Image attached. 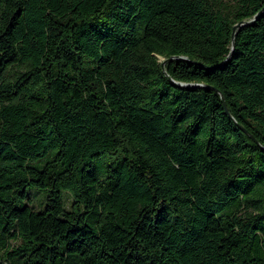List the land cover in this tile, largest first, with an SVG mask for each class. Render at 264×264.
<instances>
[{
    "label": "trees",
    "instance_id": "16d2710c",
    "mask_svg": "<svg viewBox=\"0 0 264 264\" xmlns=\"http://www.w3.org/2000/svg\"><path fill=\"white\" fill-rule=\"evenodd\" d=\"M262 8L0 0V264H264Z\"/></svg>",
    "mask_w": 264,
    "mask_h": 264
},
{
    "label": "water",
    "instance_id": "95a60500",
    "mask_svg": "<svg viewBox=\"0 0 264 264\" xmlns=\"http://www.w3.org/2000/svg\"><path fill=\"white\" fill-rule=\"evenodd\" d=\"M264 11V8H262L253 18H251V19H249V20H245V21H241V22H239V23H237V24H235L234 25V27H233V32H232V34L234 35L235 34V32H236V30L238 29V28H240L241 26H244V25H247V24H252L255 20H256V18L262 13ZM233 47H234V44H232V50H233ZM181 58H184V57H181ZM184 59H186V58H184ZM166 63V60H164L163 62H162V67H164V64ZM163 71H164V73L166 74V71H165V69L163 68ZM174 83H176V84H178V85H180V86H185V87H190V86H207V85H202V84H194V83H183V82H177V81H175V80H172ZM222 100H223V102H224V106H225V110L229 113V111H228V108H227V106H226V104H225V101H224V98H223V96H222ZM243 131H246V129L242 126V125H238ZM247 132V131H246ZM253 139H254V137H253V135H250Z\"/></svg>",
    "mask_w": 264,
    "mask_h": 264
},
{
    "label": "rangeland",
    "instance_id": "374dc122",
    "mask_svg": "<svg viewBox=\"0 0 264 264\" xmlns=\"http://www.w3.org/2000/svg\"><path fill=\"white\" fill-rule=\"evenodd\" d=\"M41 193H43L46 197V190L45 189L34 187V186H30L28 189V193H27L28 195L36 194V196L33 198L34 203L36 204V208H39L41 206L42 202L44 201V195Z\"/></svg>",
    "mask_w": 264,
    "mask_h": 264
}]
</instances>
